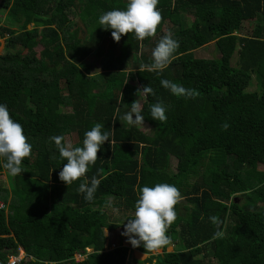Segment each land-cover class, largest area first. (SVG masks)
Returning a JSON list of instances; mask_svg holds the SVG:
<instances>
[{
	"label": "trees",
	"instance_id": "trees-1",
	"mask_svg": "<svg viewBox=\"0 0 264 264\" xmlns=\"http://www.w3.org/2000/svg\"><path fill=\"white\" fill-rule=\"evenodd\" d=\"M127 2L0 6V38L8 46L0 55V103L32 145L20 175L12 177L0 160V174L12 179L9 188L0 183V262L22 251L29 260L20 264H264V0H159L162 21L153 36L140 41L129 33L115 42L99 17ZM169 31L179 42L169 66L141 70ZM212 43L219 58H199L197 50ZM90 56L100 58V72ZM162 79L195 95H173ZM146 85L155 95L145 99L138 89ZM137 99L149 133L122 119ZM157 101L167 106L163 123L151 118ZM96 123L111 143L85 176L66 185L58 176L66 160L51 138L63 135L82 147ZM93 176L101 183L87 200L79 185L90 186ZM157 183L182 194L166 233L173 250L165 245L154 257L132 247L144 261L122 245L108 251L105 231L124 230L109 221V200L132 218L139 189Z\"/></svg>",
	"mask_w": 264,
	"mask_h": 264
},
{
	"label": "clouds",
	"instance_id": "clouds-1",
	"mask_svg": "<svg viewBox=\"0 0 264 264\" xmlns=\"http://www.w3.org/2000/svg\"><path fill=\"white\" fill-rule=\"evenodd\" d=\"M158 3L159 0H128L125 10L113 9L100 15L99 24L103 26L102 29L112 30L111 36L115 42H119L122 35L129 33H134L138 40L143 41L155 34L157 26L162 21L161 12L157 8ZM178 48L179 42L169 31L152 49V62L142 65L141 70L162 72L174 59ZM160 84L176 96L188 98L195 95L193 89L185 88L168 79H162ZM138 93L145 99L155 95L150 85L138 89ZM166 112L167 106L160 101L150 106L151 118L155 121L165 122ZM144 118L142 105L134 102L122 117L128 124L142 127ZM222 127L227 129L229 125L225 123ZM103 128L104 125L96 123L91 130L85 132L82 147L74 146L63 135L51 138L59 149V155L66 160L58 173L59 179L66 185L85 176L89 166L98 159L97 152L101 151L102 145L106 141L111 143L109 133L102 131ZM31 152L32 145L24 134L23 126L11 118L8 106L0 103V160L4 161L3 168L12 176L20 175L23 173V160L30 156ZM100 183L101 179L93 176L90 186L87 182L81 183L79 191L85 194V199L92 200ZM139 193L134 216L125 218L120 223L124 229L121 235L127 238V242L133 248L142 246L144 249L158 250L170 242V237L166 233L177 218L175 206L182 200V194L175 185L168 183H157L151 187L142 186ZM210 219L217 225L221 223L215 216ZM125 220L127 223H124ZM214 235L221 237L222 232L218 230ZM77 259L82 260L84 256H78Z\"/></svg>",
	"mask_w": 264,
	"mask_h": 264
},
{
	"label": "rangeland",
	"instance_id": "rangeland-1",
	"mask_svg": "<svg viewBox=\"0 0 264 264\" xmlns=\"http://www.w3.org/2000/svg\"><path fill=\"white\" fill-rule=\"evenodd\" d=\"M80 2H84L85 3V0H80ZM77 21V20H75ZM188 23L191 24L192 21H193V18L191 17H188L187 19ZM4 22H5V15H2L0 17V26H4ZM31 28V26L28 27V30ZM168 28V27H167ZM5 42L0 38V55L1 54H4V52H7L8 50V46L7 45H4ZM215 45L212 43L210 45H208L207 47H204V48H201L199 50H197V56L199 58H202V59H206V58H209V57H212V58H219V54L217 52H215ZM150 50V49H148ZM40 51V48L36 50V53H38ZM99 60L100 58H95L93 56H90L88 58V62H90L92 65H93V69L92 70H95L96 72L97 71H101L99 70L100 67H99ZM237 61V57L234 56L233 59L231 60V65L234 66V64L236 63ZM137 103L141 104V102L137 99ZM65 110L64 107H62L61 111ZM134 118V117H133ZM135 126V125H134ZM141 131L143 132H146V133H149L150 132V129L144 125V127L142 126H139L137 125ZM67 140H70L71 142L74 143V139H68ZM173 166V165H172ZM260 169H264V167L260 166L259 167ZM14 177V176H12ZM12 181V179H9L7 177V171L4 170L2 171V173L0 174V183H2L4 186H7V187H10V182ZM110 201V204L108 208L105 209V212L107 213V215L109 216V221L113 224L115 223H122L123 220H124V215H125V212L120 210L118 208V203L116 201H113V200H109ZM122 231L121 230H116V231H113V232H107L105 231V237L107 238V250H113L115 247L117 246H120L122 245L123 247L129 249V251H132V256L133 258L137 259V260H140V261H144L145 259H147V256H140V258L138 259V257L135 256V252L137 251H133L132 250V246L130 245V243L127 242V238L122 236L121 235ZM173 246L172 245H167L166 247V252L169 253L173 250ZM163 253V247L158 249V250H153V256H159V255H162ZM23 255V252H19L17 255H14L13 257H21ZM77 260H81V259H77ZM153 263V262H152Z\"/></svg>",
	"mask_w": 264,
	"mask_h": 264
},
{
	"label": "built area",
	"instance_id": "built-area-1",
	"mask_svg": "<svg viewBox=\"0 0 264 264\" xmlns=\"http://www.w3.org/2000/svg\"><path fill=\"white\" fill-rule=\"evenodd\" d=\"M1 206V205H0ZM28 257L23 253L21 257H13L11 256L7 262H0V264H20L22 261L27 262Z\"/></svg>",
	"mask_w": 264,
	"mask_h": 264
},
{
	"label": "crops",
	"instance_id": "crops-1",
	"mask_svg": "<svg viewBox=\"0 0 264 264\" xmlns=\"http://www.w3.org/2000/svg\"><path fill=\"white\" fill-rule=\"evenodd\" d=\"M140 102H141V105H142V103H143V99L141 100V99H138ZM6 188H9V187H7V186H5ZM106 243H107V240H106ZM135 253H138V254H140L139 252H135ZM145 256V255H144Z\"/></svg>",
	"mask_w": 264,
	"mask_h": 264
},
{
	"label": "water",
	"instance_id": "water-1",
	"mask_svg": "<svg viewBox=\"0 0 264 264\" xmlns=\"http://www.w3.org/2000/svg\"><path fill=\"white\" fill-rule=\"evenodd\" d=\"M2 2H3V0H0V6H1Z\"/></svg>",
	"mask_w": 264,
	"mask_h": 264
}]
</instances>
